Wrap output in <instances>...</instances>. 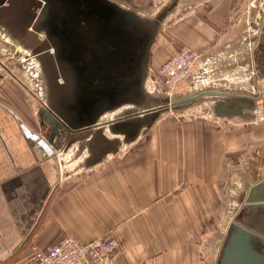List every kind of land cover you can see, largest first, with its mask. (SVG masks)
Returning <instances> with one entry per match:
<instances>
[{"label": "crops", "instance_id": "0c3cea01", "mask_svg": "<svg viewBox=\"0 0 264 264\" xmlns=\"http://www.w3.org/2000/svg\"><path fill=\"white\" fill-rule=\"evenodd\" d=\"M242 1L204 0L197 23L184 18L172 34L212 60L215 79L233 74L244 61L262 83L264 11L245 30L250 12L239 11ZM161 65L156 61L149 70ZM0 97L9 96L0 89ZM235 105L243 109L234 113ZM247 107L223 102L219 123L156 118L85 173L64 176L57 161L24 135L13 109L0 102V264H30L33 247L46 250L66 236L80 243L113 240L114 264H197L191 246L206 224L200 210L220 208L239 154L264 146V123L238 128L234 122Z\"/></svg>", "mask_w": 264, "mask_h": 264}, {"label": "rangeland", "instance_id": "374dc122", "mask_svg": "<svg viewBox=\"0 0 264 264\" xmlns=\"http://www.w3.org/2000/svg\"><path fill=\"white\" fill-rule=\"evenodd\" d=\"M109 1L141 17L160 21V30L153 41L150 52L149 69L152 66L154 67L156 61L163 64L182 48H189L178 43V40L172 34L173 24L176 25L184 18H192L197 23L195 19H199V16H202V11L207 6V3H212L211 0H206L207 3L204 0ZM238 9L240 12L244 10L250 12L245 28L247 30L251 24L252 26L254 25L253 22H255L256 18L262 17L264 0H243ZM251 20L253 21L252 23ZM1 29L4 28L0 27V31ZM247 35L246 32L245 36ZM0 37L9 43L15 41L16 44H19L10 35H2ZM1 38L0 79H4V81L0 83V89H3L4 93L7 92L9 97L7 99L0 97L3 99H0V102L13 109L14 114L20 118L19 122L23 126L24 135L41 152L57 161L64 176L85 173L87 169L93 167L86 165L90 155L88 139L90 140L92 133H89L85 140L72 143L64 151L62 148L56 150L47 143L45 129L40 122L38 114V107L42 106L44 102L43 89H45L38 61L29 51L27 53H19L14 47L3 42ZM189 49L192 50L191 48ZM194 52L198 54L196 51ZM245 67H248L247 71H243L246 69ZM234 69L235 71L231 72L233 74L229 72V74L218 76L219 78L215 79L208 89L202 88L197 93L184 89L177 90L171 94V98L189 97L203 92L221 93L223 96H206L187 109L163 111L157 118L223 122V118L218 116L216 112L223 105V102H234L237 100L245 103L250 102L248 99L250 96L248 85L250 72L254 73L252 81L256 80L260 83L256 78L259 73L250 62H239L238 65L234 66ZM153 78V72L149 70L147 81H153L151 80ZM262 83L264 84V82ZM158 99L162 102L160 106L164 107L165 104L162 100H168L169 97L166 94H161ZM250 112L246 109L244 111L241 110L234 121L237 122L238 128L252 125V111ZM129 116L131 115L126 116L124 122L129 121ZM105 136L113 140V142L116 141L114 143L116 146L126 143L123 135H113L108 128H106ZM227 182L221 207L218 209L206 208L205 210H200L206 224L201 227L202 230L200 232L198 230L195 231L194 240L192 241L193 246H191V250L195 254L197 253V264H216L219 260L220 250L223 248H221V244L224 246L234 225L241 226V224H244L251 230L264 233V209L259 206L264 203L262 202L264 199V146L256 145L249 151L239 154L237 168L231 172V176L229 174ZM261 183H263L262 186L251 194V190ZM259 200L261 201L259 202Z\"/></svg>", "mask_w": 264, "mask_h": 264}, {"label": "flooded vegetation", "instance_id": "af4514ba", "mask_svg": "<svg viewBox=\"0 0 264 264\" xmlns=\"http://www.w3.org/2000/svg\"><path fill=\"white\" fill-rule=\"evenodd\" d=\"M0 12L7 14L5 21L16 27L9 29L0 25L11 37L18 38L21 28H25V44L30 47L27 50L40 66L46 98L38 108H45L59 124L57 132L53 133L38 109L47 140L52 136L51 144L47 143L64 151L92 133L88 139L90 155L86 165L101 159L116 146L105 136L108 126L104 125L106 122L100 124V117L110 113L126 94L131 96L123 86L126 78L133 85L140 79L145 81L149 75V61L146 69L137 63L127 75V58L120 51V44L125 43L128 36L129 42L133 39L128 46L132 49L130 57L138 55V47L149 40L144 21L148 18L109 0H0ZM127 25L130 31H125ZM140 27L147 33L144 43H140L141 33L137 34ZM124 121H114L113 129ZM90 122H95L98 128L95 129L94 124L86 127ZM250 232L264 240V233ZM253 245L264 255V243L253 240Z\"/></svg>", "mask_w": 264, "mask_h": 264}, {"label": "water", "instance_id": "95a60500", "mask_svg": "<svg viewBox=\"0 0 264 264\" xmlns=\"http://www.w3.org/2000/svg\"><path fill=\"white\" fill-rule=\"evenodd\" d=\"M7 16L8 15L5 14L4 12H0V25L5 28L7 26V28L9 27V29L16 28L14 24L5 21L4 18H7ZM144 21L147 25V30H148L147 37L149 38V40H147V43L143 44L142 47H138L139 49L138 55L137 56L133 55L134 57L133 56L130 57V55H132V49L131 47L128 48V46L131 45L130 42L133 41V39L131 38L129 42L128 36H126L125 39L126 42L125 43L122 42L120 44V47L122 46V48L119 47L120 51L124 52L123 56L127 58L125 59L126 62L125 68L127 75H128V71H131L137 63H140L144 69L147 68V64L149 61V50L151 48L153 41L155 40L156 35L160 30L159 20L144 19ZM125 31H130V27L128 25L126 26ZM21 32H22L21 36H17L18 38H14V37L12 38L16 40L19 44H21L24 48L30 49V47L25 44L26 34L24 27L21 28ZM140 33H141L140 43H144L145 41L144 36L147 33L143 27H140V30L138 31L137 34ZM144 47H145L144 49L145 57H143L142 60L141 54ZM144 82L145 81L143 78L140 79L139 82H137V84L134 82L133 85H131L132 83L129 84L130 83L129 79L128 78L125 79L123 86H126L125 88H128L127 92L130 93L131 96L128 94H126L125 96L123 95L124 97L121 98L119 104L114 108L110 109V112H113L124 106H132L135 108V110L124 112L117 119L112 120L110 122H106L104 124L105 126H108L109 132L111 134L116 136L123 135L124 138L126 139V143L133 141L137 136H139L143 128H147L163 111H167V110L181 111L189 108L190 106L194 105L196 102H198L199 100H201L206 96H223L221 94H216L214 92H203L189 97L170 98L168 100H162L165 105L164 107H161L160 104L162 102L159 101L158 98L151 97L144 91V87H143ZM249 101L250 103L248 102V107L246 109L252 110L254 106L251 104L254 101L251 100ZM235 107L236 108H234L233 110L234 113L239 111L240 109H243V108H238L239 105L238 107L237 105H235ZM52 109L54 110L55 108ZM39 111L43 113L42 120L44 121L45 119H47L46 124L49 125V127L53 130V133L54 132L56 133L59 124L57 123L55 118H53V116L49 112H47L45 108H40ZM129 114L132 116V117L129 116L130 118L129 121L121 123V126L116 127V129L114 130L112 127L113 122L120 119L126 120V116ZM94 123L90 122L89 125H86V127L92 126ZM94 128L95 129L98 128V125H95ZM69 129L72 130L71 128ZM47 141L49 144H51L52 136ZM114 143H116V141H114ZM55 149L58 150V148ZM107 154L108 153H106L105 155ZM99 162H100L99 160H95L91 162L89 166L95 165ZM262 184L263 183L256 185L255 188L251 190V194L257 191L262 186ZM260 201L261 200H259V202ZM262 202H264V199L262 200ZM255 206L257 207V205ZM259 206L264 209V203H262ZM248 229L249 228L244 224L243 225L241 224V226L240 225L233 226V229L229 233L225 241V244L221 250V254L217 262L218 264H264V255L258 253L253 245V240H260L262 243H264V240L261 239L259 236L250 232L251 230L249 231Z\"/></svg>", "mask_w": 264, "mask_h": 264}, {"label": "built area", "instance_id": "2783aa9c", "mask_svg": "<svg viewBox=\"0 0 264 264\" xmlns=\"http://www.w3.org/2000/svg\"><path fill=\"white\" fill-rule=\"evenodd\" d=\"M251 49V45L247 44V50ZM215 68L212 60L203 58L189 48H182L153 72V81L146 80L144 89L153 97L159 98L161 94H166L169 99L177 90L186 89L197 93L202 88L210 87L215 80ZM245 68L243 71H247L248 67ZM253 75V72L248 75V99L254 101L252 122L264 123V84L252 81ZM115 247V242L108 238L80 243L66 236L46 250L33 247L30 264H114L115 257L112 254Z\"/></svg>", "mask_w": 264, "mask_h": 264}, {"label": "bare ground", "instance_id": "6f19581e", "mask_svg": "<svg viewBox=\"0 0 264 264\" xmlns=\"http://www.w3.org/2000/svg\"><path fill=\"white\" fill-rule=\"evenodd\" d=\"M1 35L7 36V35H10V34L5 29H1L0 36ZM1 39L3 40V38H1ZM3 42H6L7 44L14 46L15 49L17 50V52H19V53H27L28 52V50L26 48H24L21 44H16L15 41H13L12 43H9L6 40H3ZM45 93H46V91H45V89H43V96H44L43 98H46ZM40 94H41V92H40ZM218 94H221V93H218ZM132 110H135V108L132 107V106H124V107L119 108V109H117V110H115L113 112H110V113H107L106 112L105 115H103L102 117H100V124H103L105 122L112 121L116 117H118L121 114H123L124 112H129V111H132Z\"/></svg>", "mask_w": 264, "mask_h": 264}]
</instances>
